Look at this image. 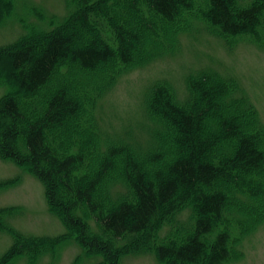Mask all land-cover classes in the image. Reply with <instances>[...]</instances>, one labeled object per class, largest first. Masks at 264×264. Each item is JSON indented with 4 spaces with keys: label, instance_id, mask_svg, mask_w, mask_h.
Returning <instances> with one entry per match:
<instances>
[{
    "label": "trees",
    "instance_id": "obj_1",
    "mask_svg": "<svg viewBox=\"0 0 264 264\" xmlns=\"http://www.w3.org/2000/svg\"><path fill=\"white\" fill-rule=\"evenodd\" d=\"M73 3L66 20L0 50L14 86L0 98V155L41 179L95 264L143 243L164 264H233L264 223V122L238 82L207 68L187 77L184 98L153 85L147 145L103 133L95 110L120 74L172 56L196 22L225 40L264 34V0ZM60 237L18 236L0 264H34Z\"/></svg>",
    "mask_w": 264,
    "mask_h": 264
},
{
    "label": "rangeland",
    "instance_id": "obj_2",
    "mask_svg": "<svg viewBox=\"0 0 264 264\" xmlns=\"http://www.w3.org/2000/svg\"><path fill=\"white\" fill-rule=\"evenodd\" d=\"M238 1L243 3L246 0ZM73 8V0H0V50L31 31L51 29L66 20ZM196 23L200 25L197 24L195 33L184 31L180 34L179 48L172 56L125 71L113 82L95 110L103 133L115 138L128 135L147 145L150 125L145 97L148 91L155 84H168L178 98H184L187 77L207 68L234 78L264 122V34L256 38L243 34L234 40H225L219 34L206 30L200 21ZM6 63L7 59L0 61V98L14 88ZM0 210L4 213L0 227V257L17 241L18 236L26 239L61 236L59 249L44 251L34 264H95L102 260L101 256H89L83 252L77 240V231L68 228L52 211L41 179L27 166L2 155ZM187 217L185 211L177 216L181 221ZM92 230L100 232L95 223ZM167 230L165 226L160 229L159 239L164 238ZM237 246L241 254H236L233 264H264V223L247 234ZM25 263V260L18 262ZM118 264L164 262L154 246L143 243L138 249L119 254Z\"/></svg>",
    "mask_w": 264,
    "mask_h": 264
}]
</instances>
